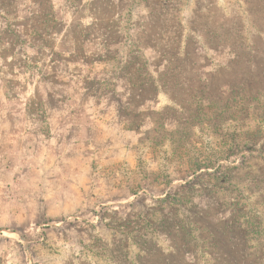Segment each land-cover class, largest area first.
<instances>
[{"label":"rangeland","instance_id":"1","mask_svg":"<svg viewBox=\"0 0 264 264\" xmlns=\"http://www.w3.org/2000/svg\"><path fill=\"white\" fill-rule=\"evenodd\" d=\"M72 12L90 49L51 52ZM0 24V264H264V0H0Z\"/></svg>","mask_w":264,"mask_h":264},{"label":"crops","instance_id":"2","mask_svg":"<svg viewBox=\"0 0 264 264\" xmlns=\"http://www.w3.org/2000/svg\"><path fill=\"white\" fill-rule=\"evenodd\" d=\"M20 2L35 4L37 2V0H20ZM77 15L78 14H76L74 12H72V16L70 14L67 15L66 19H68L69 21L66 24V26L63 27L64 33H63V35L60 38L59 37L58 38L56 37V42H55L54 46L50 49L51 52H56V51H61L63 49H67L69 51V54L67 52V55H70V54L74 53L76 50H78L79 49V45H81V44L83 46V49H86V50H89L90 49L89 46H90V43L91 42H86L87 40H83L86 43H84V42L82 43L79 39H74V36H70V29H69V27L74 24L73 21H74L75 17H77ZM22 17H24L25 19H27V17H30V16H27V14L25 13V15L22 16ZM31 17H30V19H32ZM84 19H85V17H82L81 18V20H83V21H84ZM61 20H63V19L56 16V21L57 22H59ZM12 58L13 57L11 56V57H8L7 59H8V61H12ZM82 95H83V97H87L85 93L82 94Z\"/></svg>","mask_w":264,"mask_h":264},{"label":"trees","instance_id":"3","mask_svg":"<svg viewBox=\"0 0 264 264\" xmlns=\"http://www.w3.org/2000/svg\"><path fill=\"white\" fill-rule=\"evenodd\" d=\"M170 74H172V72H170L169 73V71H168V73H167V76L168 75H170ZM193 87H194V92H195V89H196V86L195 85H193ZM199 91H201V90H199ZM201 164H199L198 166H196L195 168H194V170L195 171H197V170H200V169H202V168H207V167H210V165H212V164H204L203 166L201 165ZM193 170V171H194ZM166 201V200H165ZM180 201V200H179ZM162 217L164 218V219H162V220H166V221H170L171 219L173 220V218L172 217H169L168 215H166V214H164V213H162ZM170 223V222H169ZM151 234H153V235H155V237H156V234H155V232H151ZM146 239H147V237H146ZM145 238H142V236H140L139 237V241H140V244L142 243V245H143V247L145 246V245H147V240H146ZM151 239H153L152 237H151Z\"/></svg>","mask_w":264,"mask_h":264}]
</instances>
